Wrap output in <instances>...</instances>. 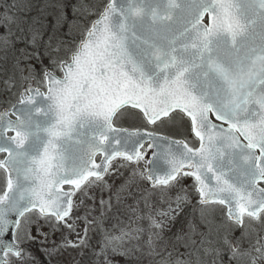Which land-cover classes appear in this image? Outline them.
<instances>
[{
  "label": "snow or ice",
  "instance_id": "6c2138e0",
  "mask_svg": "<svg viewBox=\"0 0 264 264\" xmlns=\"http://www.w3.org/2000/svg\"><path fill=\"white\" fill-rule=\"evenodd\" d=\"M51 7L46 24L0 5L23 81L0 102V264H40L36 244L48 264L67 248L96 264H264V0ZM190 192L205 230L173 231Z\"/></svg>",
  "mask_w": 264,
  "mask_h": 264
},
{
  "label": "rangeland",
  "instance_id": "374dc122",
  "mask_svg": "<svg viewBox=\"0 0 264 264\" xmlns=\"http://www.w3.org/2000/svg\"><path fill=\"white\" fill-rule=\"evenodd\" d=\"M92 0H89V3H91ZM9 2H11L9 0ZM57 2V1H56ZM4 0H0V5H3ZM95 5V4H93ZM44 14V18H45V23L47 24L48 22H50L52 20V16L54 15L53 13V8L49 7V9L43 13ZM73 15V14H72ZM93 19V16L91 17ZM16 47L22 48L24 46H21V44H16ZM37 68H39V66H36ZM9 76V75H7ZM15 81L17 82V86L20 83H23V81L21 80V74L14 76ZM4 85L0 84V102H2L5 98H11L12 100H15V97L12 96L11 93H7L3 91ZM17 88H14L13 91H17ZM3 104V103H2ZM6 105V104H3ZM8 106V105H7ZM121 123V122H120ZM122 124L124 125H129L128 121L123 122ZM162 130L170 132L173 135H178V134H183L184 130L182 128H163L162 126ZM4 187L3 182H2V178L0 176V190H2ZM193 193H189V200L191 201L190 204H187L186 206H184L183 211L181 212L180 217L178 218V223L175 227H173V231H176L177 228H179L181 226V224L186 225L189 221L192 222H196L194 220H198L199 217V213L197 211V203L196 201H194L193 199ZM216 219L219 220L221 218V212L217 211L215 213ZM127 222V219L125 218V223ZM111 223H116V221H111ZM77 231L80 232V234H83V228H84V224L82 221L77 222ZM123 226V225H120ZM141 226L144 227L146 230L148 228V222L142 221L141 222ZM255 228L259 229V225L258 226H253ZM45 231H50L47 226H45ZM171 233L166 232L165 233V237L169 236ZM64 236H67V238L69 240H73L75 241L77 239V236L75 233H70L67 229L64 230L63 233ZM90 235H92V245L94 247H98V245H96V241L99 239V235L98 234H92L90 233ZM145 238H147V231L145 232ZM62 239V235L61 233L57 232L54 235L50 236V239L48 241V243L45 245V247H52L53 246V240L56 243H60ZM40 245L36 244L32 246V251L33 254L35 255V257L37 258V260L40 262V264H48L45 254L40 251ZM83 252V254H82ZM119 259V258H118ZM150 262H152V257L146 255V254H142L139 256V258L137 260H133L131 262V264H150ZM52 264H96V258L94 257V255L92 254L91 249L85 248L83 250L81 249H73V248H67L66 250H62L61 254H59L55 259L52 260ZM100 264H102V260L100 262ZM121 264H124V261L121 260Z\"/></svg>",
  "mask_w": 264,
  "mask_h": 264
},
{
  "label": "trees",
  "instance_id": "16d2710c",
  "mask_svg": "<svg viewBox=\"0 0 264 264\" xmlns=\"http://www.w3.org/2000/svg\"><path fill=\"white\" fill-rule=\"evenodd\" d=\"M56 1L57 0H20L22 6L21 15H26L29 17H41L45 20V18L43 17L44 16L43 13L46 12L49 9V7H51L52 4L56 3ZM66 2L69 4V7L65 9V11L67 12L69 18H71L73 14L71 5L76 3L77 0H66ZM91 3L95 4L101 10L103 8V5L106 3V0H92ZM94 18L95 16L93 15V19ZM47 30L49 32L51 31L50 29ZM60 31L66 32L67 27L66 26L63 27ZM76 35L78 36L79 33H76ZM45 39H47V37H45ZM18 44L24 46L22 43H18ZM16 48L19 49V47ZM16 55L17 53H14L11 49L5 52L2 46H0V84H3V81L8 79L9 77H14L19 73V71L13 69V65L16 62L15 61ZM30 63L36 64L35 61H31ZM36 66L39 65L36 64Z\"/></svg>",
  "mask_w": 264,
  "mask_h": 264
},
{
  "label": "water",
  "instance_id": "95a60500",
  "mask_svg": "<svg viewBox=\"0 0 264 264\" xmlns=\"http://www.w3.org/2000/svg\"><path fill=\"white\" fill-rule=\"evenodd\" d=\"M6 239H11V236H10V235H9V236H7V237H6Z\"/></svg>",
  "mask_w": 264,
  "mask_h": 264
},
{
  "label": "flooded vegetation",
  "instance_id": "af4514ba",
  "mask_svg": "<svg viewBox=\"0 0 264 264\" xmlns=\"http://www.w3.org/2000/svg\"><path fill=\"white\" fill-rule=\"evenodd\" d=\"M182 135H183V134H179V136H178L177 138H180V137H182Z\"/></svg>",
  "mask_w": 264,
  "mask_h": 264
}]
</instances>
